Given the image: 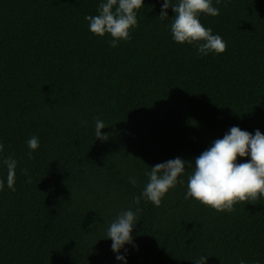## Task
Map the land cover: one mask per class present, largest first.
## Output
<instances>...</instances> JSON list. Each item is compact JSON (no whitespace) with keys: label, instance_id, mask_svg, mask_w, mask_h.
<instances>
[{"label":"trees","instance_id":"16d2710c","mask_svg":"<svg viewBox=\"0 0 264 264\" xmlns=\"http://www.w3.org/2000/svg\"><path fill=\"white\" fill-rule=\"evenodd\" d=\"M100 3L0 0V142L18 161L15 191L0 162V264H125L107 229L137 208L126 264H264V196L218 212L185 199L188 168L160 207L133 202L150 167L194 165L232 126L264 134V0H213L220 15L200 20L227 50L206 56L174 42L163 0H144L131 40L112 48L85 20Z\"/></svg>","mask_w":264,"mask_h":264},{"label":"clouds","instance_id":"9594fccd","mask_svg":"<svg viewBox=\"0 0 264 264\" xmlns=\"http://www.w3.org/2000/svg\"><path fill=\"white\" fill-rule=\"evenodd\" d=\"M221 0H216L219 4ZM144 7V0H101L96 15H85L91 33L104 37L109 34L108 41L112 48L118 47L120 41H130L131 31L138 27L137 13ZM171 8L175 13L170 24V31L174 42L187 43L197 47L198 54H222L227 50V42L219 34H213L211 28H206L200 20L201 14L209 16L220 15V9L213 6V0H163L159 18L168 19L167 10ZM95 119V137L107 141L111 133L101 132L106 126L103 120ZM82 126L87 121H82ZM28 157L34 159L32 152L40 146L39 138L31 136L27 141ZM4 144L0 142V162L7 168V186L15 191V176L18 161L13 156H3ZM250 160L238 163V157H249ZM192 172L187 178L185 199L193 198L201 204L211 207L218 212H233L234 205L240 202L251 203L264 196V134L256 130L255 134L232 126L222 139H216L211 147L195 158L194 165L190 161L177 157L164 163L150 167L145 175L148 182L140 196H134L133 202L139 205L141 198L160 207L163 198L170 189L178 183L183 184L180 177L186 169ZM22 174L29 175L26 169ZM28 182H31L30 180ZM129 182L135 186V177H129ZM5 181L0 179V191L4 189ZM128 209L120 212L107 229V238L112 241V251L116 259L125 261L127 249L125 245H132L134 226L140 220L139 213ZM124 255H121V250ZM138 250V248H137ZM208 256L203 255L195 260V264H206ZM240 264H247L241 260Z\"/></svg>","mask_w":264,"mask_h":264}]
</instances>
